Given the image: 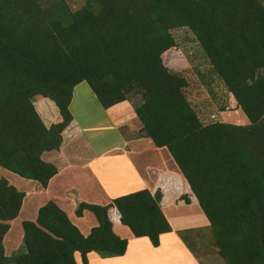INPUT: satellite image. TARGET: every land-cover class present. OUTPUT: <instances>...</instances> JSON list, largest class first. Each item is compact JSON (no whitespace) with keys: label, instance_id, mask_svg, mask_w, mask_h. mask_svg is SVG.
<instances>
[{"label":"trees","instance_id":"trees-1","mask_svg":"<svg viewBox=\"0 0 264 264\" xmlns=\"http://www.w3.org/2000/svg\"><path fill=\"white\" fill-rule=\"evenodd\" d=\"M180 28L194 34L249 124L203 121L184 71L163 58ZM83 81L105 108L132 101L141 134L169 150L225 263L264 264V0H85L77 10L66 0H0V167L48 186L58 169L42 155L60 149ZM42 97L60 111L50 127L34 105ZM161 196L142 189L107 205L81 203L77 216L89 210L98 220L88 235L50 200L35 221L23 222L25 251L8 256L4 238L25 192L0 178V264H78L76 252L82 264L92 251L124 255L128 239L114 231L111 207L134 236L159 246L173 230ZM194 230L178 233L187 244Z\"/></svg>","mask_w":264,"mask_h":264},{"label":"crops","instance_id":"crops-1","mask_svg":"<svg viewBox=\"0 0 264 264\" xmlns=\"http://www.w3.org/2000/svg\"><path fill=\"white\" fill-rule=\"evenodd\" d=\"M230 99L234 105L231 96ZM34 105L46 126L61 120L59 108L52 99L37 98ZM70 109L73 118L62 133L60 149L42 155L45 161L57 167L58 173L46 188L34 184L30 187L32 180H22L26 182L22 183L26 190H21L25 192L21 211L29 209L23 220L35 221L39 209L52 200L84 235H88L98 225V220L89 210L77 216L80 203L107 205L118 196L138 190L148 189L153 195L160 191L161 208L173 229L161 234L160 245L154 246L148 237L134 236L121 223L118 209L111 207L109 216L113 229L128 239L127 251L112 257H102L92 251L88 254V264H204L193 246L188 241L186 244L178 232L206 230L210 221L169 150L156 146L151 138L141 134L142 123L132 101L105 108L90 85L83 81L74 88ZM10 231L11 224L4 238L8 256L18 250L8 237ZM193 235L195 241L200 239L196 232ZM75 258L82 264L79 252L75 253Z\"/></svg>","mask_w":264,"mask_h":264},{"label":"rangeland","instance_id":"rangeland-1","mask_svg":"<svg viewBox=\"0 0 264 264\" xmlns=\"http://www.w3.org/2000/svg\"><path fill=\"white\" fill-rule=\"evenodd\" d=\"M66 2L72 10H77L84 5L85 0H66ZM173 34L177 39V45L168 50L163 58L171 68L184 71L189 82L186 94L203 121L226 120L225 122L235 124H249V117L241 109L233 108V103L231 99L229 100L230 96L227 95V91L217 79L216 74L211 71L209 60L205 57L194 34L188 28L176 29ZM222 106L227 108L221 111ZM214 115L215 117H213ZM0 178L10 180L19 190H26L23 188L26 187L23 185L26 182L22 180L27 179H21L22 177L2 167H0ZM13 178L16 180H12ZM29 184L30 187L33 184L40 186L39 182L33 180ZM28 212L29 209L24 208L16 220L10 223L11 231L8 237L14 241V247L18 248L17 251L13 252L14 254L25 251L22 223L23 219L28 216ZM194 232L200 236L197 241L193 239ZM194 232H188L186 238L202 262L204 264H226L219 255L210 227L206 230L200 228ZM78 261L81 264L80 259Z\"/></svg>","mask_w":264,"mask_h":264}]
</instances>
